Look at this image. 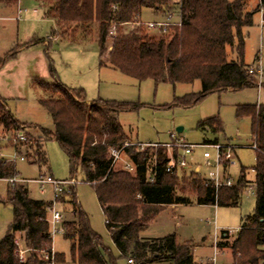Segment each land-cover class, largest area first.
Instances as JSON below:
<instances>
[{
	"label": "trees",
	"instance_id": "obj_1",
	"mask_svg": "<svg viewBox=\"0 0 264 264\" xmlns=\"http://www.w3.org/2000/svg\"><path fill=\"white\" fill-rule=\"evenodd\" d=\"M16 2L0 0L7 5ZM39 2L43 4L45 16L55 21L56 30L52 31V36L62 30L64 38L69 29H73L88 39L97 24L96 43L101 68L119 71L138 81L150 79L156 85H190L199 81L200 92L176 98V105L190 107L213 93L259 87L256 75L249 73L243 60L242 30L253 25L254 14L259 11L257 6L254 12L247 13L246 0ZM144 10L162 18L179 13L181 25L170 27L166 34L156 37L139 25ZM126 24L135 28L125 33L120 26ZM113 25H116V37L110 35ZM236 39L238 58L229 60L227 50L234 48ZM41 42L35 40L31 44ZM15 55L16 51H13L9 56L1 57L0 68ZM49 71L55 75L51 64ZM35 82L47 95L39 100V104L51 118L53 128L39 127L40 140L31 145H28L29 139L24 144L9 140L11 148L25 153L23 148L28 147L41 166L47 163L45 142L55 140L69 160L72 175L80 170L84 182L94 188L107 229L121 257L133 261V264H198L192 246L178 243L174 234L145 240L140 238V233L159 214L160 208L192 204V197L200 206L237 207L249 185L245 168L241 169L236 185L216 190L207 179L195 173H184L181 177L176 172L168 174L165 149L141 150L132 146L125 148V152L130 156L135 172L120 168L113 170L112 150L129 143L119 116L136 111L140 105L102 99L88 103L83 89H71L58 81L48 83L36 79ZM236 118L250 120L253 138L250 146L255 145L258 149L253 166L256 204L254 212L245 217L232 245L220 243L218 248H230L234 264H264V105L238 106ZM25 128L0 95V130L14 137L16 131L24 132ZM198 129L215 134L224 132L217 116L199 122ZM209 144L205 142L203 145ZM2 150L0 141V180L18 178L15 163L4 158ZM227 165L224 162L223 166ZM154 174L155 182L151 184L149 178ZM67 195L70 196L68 203L74 218L64 221L62 228L64 237L71 242L72 263L115 264L113 260L105 259L101 239L90 227L87 214L77 202L75 190L62 194L59 202ZM8 202L14 218L0 240V264H50L52 261L66 264L65 256L53 249L48 221L51 202L32 199L27 185L21 184H11ZM18 234L29 251L24 262L17 255L15 241Z\"/></svg>",
	"mask_w": 264,
	"mask_h": 264
},
{
	"label": "rangeland",
	"instance_id": "obj_2",
	"mask_svg": "<svg viewBox=\"0 0 264 264\" xmlns=\"http://www.w3.org/2000/svg\"><path fill=\"white\" fill-rule=\"evenodd\" d=\"M172 1L177 3L180 0ZM245 4L247 13L254 12L258 5L257 0H246ZM10 6V8L0 7V13H17L18 9L26 13H35L34 10L38 9V13H43L41 8L43 4L39 3V0H17L16 4ZM262 17L264 18V14H254L253 25L242 30L244 63L248 68L255 69L259 65L262 67L263 78L261 86L239 91L213 93L198 104L190 107L176 105L175 99L199 93L201 90L199 81L190 85H156L150 79L138 81L119 71L99 67V50L96 43L97 24L93 26L88 39L82 36L79 31L69 29L67 38L64 37L65 39L63 38L53 43V47L48 53V66L50 64L53 65L54 76L49 71V77L44 78V75H42L44 73L38 61L35 62L34 67L32 66L36 74L34 78L37 80H43L48 83L58 81L71 89H83L89 102L102 99L140 105L136 111L124 112L119 116V122L129 141L134 144H166L181 138L189 144L201 145L186 158L188 167L190 166L192 169L199 168L201 173L209 172L205 165L203 154L209 152L214 155L213 148L202 147L205 142L229 141L238 146L235 151L236 157L230 166L229 173L232 180L237 181L241 175V169L245 168V179L249 185L243 192L237 207L215 208L214 206H198L195 201L194 204L189 206H166L160 208L159 214L156 215L143 232L144 237L153 239L164 238L174 234L178 243H187L192 246L194 259L199 262L198 264H206L205 262L208 264L207 260L214 257L212 245L214 243L215 227L219 230L235 231V234L230 238V242H222L232 245L237 237L236 232L242 226L245 217L251 215L255 210L256 190L253 182L256 175L253 166L256 163V152L249 146L252 142L251 122L249 119L238 121L236 110L238 106L243 105H264V23ZM175 19H177V16ZM158 20L160 19L153 12L144 10L140 22L146 24ZM40 21L39 26H33L38 32H41L43 25L45 27L49 25L47 22ZM17 25H20L18 42L15 41L16 36L11 37L12 35L3 33L0 27V56L6 54L15 45H21L24 42L23 36L26 33V28H24L23 19L19 23L15 22L12 25L15 35L17 34ZM134 28L135 26L130 24L120 26V29L125 33H129ZM61 31L59 30L56 38H62ZM149 33L156 37L163 35L153 32ZM114 36L116 37V34ZM237 46L238 40L236 39L234 48H228L227 50L229 60H237ZM14 77L10 81L7 80V83H9L8 91L12 96L7 102L11 112L26 126L24 132L31 140L28 145H31V143L40 140L39 135H41V132L38 129L39 127L49 130L53 128L51 118L39 104V100L46 98L47 95L38 88L35 80L27 79L23 73ZM256 79L259 84V77L256 76ZM215 116L219 117L223 124V133L215 134L210 130L198 129L199 122ZM178 128H183V131L178 133ZM5 133L0 130V136L9 135V133ZM172 135L175 139H172ZM1 142L3 144V156L9 160H14L15 153L11 148L10 141ZM23 151L25 152L23 153L25 159L21 160L20 157L15 159L18 178L27 181L25 185H27L32 199L50 201L52 199L51 188L48 187L47 193L42 195L37 184L33 181L42 176H51L59 181H70L74 175L71 173L66 154L55 140L47 141L45 142L47 163L40 166L34 153L32 154L28 147L23 148ZM27 152H29L28 155L26 154ZM120 166L121 163H118L116 168ZM73 179L77 183L69 187L67 194H69L70 190H75L77 202L87 214L90 227L101 239L102 252L105 259L107 261L113 260L115 264H130L127 259L120 256L113 244L94 188L84 182L80 170ZM10 188L11 183L9 181L0 180V240L6 235L14 218L12 206L8 202ZM69 200V195L65 196V198L62 197L57 205L64 220L68 222L74 218L71 206L68 203ZM16 239L20 241L22 246L24 245L21 242V234H18ZM53 249L56 253L65 256L66 264H74L71 261V242L64 237L63 233L58 232L53 236ZM218 254L217 264H234L233 252L230 248L222 249ZM27 255L28 253H26V257Z\"/></svg>",
	"mask_w": 264,
	"mask_h": 264
},
{
	"label": "built area",
	"instance_id": "obj_3",
	"mask_svg": "<svg viewBox=\"0 0 264 264\" xmlns=\"http://www.w3.org/2000/svg\"><path fill=\"white\" fill-rule=\"evenodd\" d=\"M263 0H257L258 8L261 15L264 14V3ZM177 16V19L175 17ZM263 19V17H262ZM264 23V19L262 20ZM139 25L143 26L145 29H147L149 32L157 33V34H166L170 27L173 26H180V17L179 13H172L167 18H164L162 21H155V22H149V23H140ZM116 25H114L110 30V35L114 36L116 34ZM249 73L252 75H256L259 77V87L261 86V80L263 78V69L259 65L257 68H249ZM172 139H175V137L172 135ZM28 135L23 131H16V134L14 137L12 135H1L0 141H11L14 144H24L28 142ZM136 146L139 149L143 150L145 148H155V149H165L167 152V159L168 163L166 166V172L168 174L178 173L180 171H184L188 168V163L186 162L187 156L193 153V151L200 147L201 145H192L187 143L184 139H175L174 141L166 144H152V143H125L124 146L120 149H113L112 150V169H118L117 164L121 163L120 169H123L126 172L134 173L135 172V166L130 159V156L125 152V148ZM203 148H213L214 149V155H212L209 152H205L203 154L205 159V165L209 169V172L207 174V180L215 187L216 190H218L220 187H232L233 183L230 179L224 180V174H223V164L224 162H231V160L234 157V151L238 148L237 145H234L230 142L228 143H212L210 145H202ZM251 149H254L257 152V147L255 145L250 146ZM13 151L15 153L14 157L15 159L17 157H20L21 160L25 159V156L23 153L17 151L13 148ZM176 153V155H175ZM3 156V155H2ZM4 157V156H3ZM5 158V157H4ZM7 159V158H6ZM14 160H9L13 163H15ZM9 181L12 185L13 184H21L25 185L27 181L14 178L9 179ZM35 184H37L38 189L42 195L47 193V188L50 187L52 190V199L50 200L51 206L49 208V224H50V232L52 237L57 234L58 232L63 233L64 230L62 228V223L65 221L62 213L57 208V205L59 203V198L62 194L68 191L70 186L75 185L77 182L75 179H72L70 181H59L54 179L51 176L46 177H40L33 181ZM149 182L153 184L155 182V174L152 175L149 178ZM217 230V228H216ZM226 236L231 237L235 231L233 230H226ZM216 237V235H215ZM22 242V241H21ZM17 246V255L20 259V261L24 262L26 260V253H29V251L23 247L19 240L16 239L15 241ZM23 243V242H22ZM217 242H215V254L212 259L208 261V264H217ZM47 258V257H46ZM130 264H133V261H129ZM50 264H55L54 261H52Z\"/></svg>",
	"mask_w": 264,
	"mask_h": 264
},
{
	"label": "crops",
	"instance_id": "obj_4",
	"mask_svg": "<svg viewBox=\"0 0 264 264\" xmlns=\"http://www.w3.org/2000/svg\"><path fill=\"white\" fill-rule=\"evenodd\" d=\"M0 7L10 8L11 6L7 5L5 3H0ZM41 8L43 10V13H38V9L34 10L35 13H26L25 11L23 12L22 10H19V9H18L17 13H0V27L3 30V33L8 34V35H12L11 37L16 36L15 37L16 42H18V40H19L20 25H17V34L16 35L13 31L12 25L15 22L19 23V21L23 19V21L25 23L24 28H26V33L23 36L24 42L21 43V45H19V44L15 45V47L8 50L6 54H4L3 56H0V58L5 57V56H9L13 51H16V55L13 58H11L10 60H8L0 68V95L6 101H8V99H10V97H12L10 92L8 91V84L9 83H7V80L10 81L11 79L15 78L14 77L15 75H17V74L19 75L20 73H23L27 79L36 80V78H34L36 76V74L33 70L34 68L32 69V66L33 67L35 66L36 61H38V64L40 65L42 72L44 73V74H42V75H44L43 77L47 78L50 75L49 74V66H48L49 50L52 49L54 42H58L59 40L63 39V37L60 39L56 38V36L59 33L56 36H52V31L56 30L55 21L50 19V18H47L45 16L44 7H41ZM158 18L160 19L158 21L164 20V18H162V19H161V17H158ZM39 20H41L40 22H47V24H49L48 27H45V25H43L41 32H38L36 29H34L35 25L39 26ZM36 23H38V24H36ZM44 35H46V36H44ZM65 38H67V37H65ZM35 40L36 41L40 40L42 42L39 44H31V42L35 41ZM88 103H90V102L88 101ZM7 104H8V102H7ZM244 119H247V118H244ZM237 120L240 121L243 119H237ZM252 140H253V138H252ZM228 142L217 141L216 143H228ZM129 143H132V142L129 141ZM143 144H145V143H143ZM210 144H212V143H210ZM250 145H252V142ZM235 151H234V157L231 160V162L229 163L226 161L228 163V165L223 167V174H224L223 179L224 180L230 179L233 183V186L236 185L238 180L237 181L232 180L231 175L229 173V169L233 163V160L236 157ZM256 154H257V152H256ZM203 158H204V156H203ZM184 173H186L187 175H189L191 173H195V174L199 175L200 177H202L203 179H207V174H208V172L207 173H201V170L199 168L192 169L190 166L186 170L178 172L179 177H181ZM192 201H193L192 204H194L193 198H192ZM192 204H189V205H192ZM189 205H184V206H189ZM172 206H174V205H172ZM198 206H200V205H198ZM214 207L217 208L216 206H214ZM144 231H142L140 233L141 239H145V240L146 239H148V240L153 239V238L144 237L143 236ZM219 231H220V233H219ZM225 231L226 230H219V229L216 230V227L214 229V241H213L214 243L212 245V247L214 249V254L216 252V250L214 248L215 242H217L218 245L222 242H230V240H231L230 238L235 234L234 233L231 237H227ZM238 232H239V229L237 230L236 233L238 234ZM215 235H216V237H215ZM224 249H226V248H224ZM217 250L220 253L221 250L218 248V246H217ZM218 252H217V257L219 255ZM209 260H207V261H209ZM197 263H199V262H197ZM205 263L207 264V262H205Z\"/></svg>",
	"mask_w": 264,
	"mask_h": 264
},
{
	"label": "water",
	"instance_id": "obj_5",
	"mask_svg": "<svg viewBox=\"0 0 264 264\" xmlns=\"http://www.w3.org/2000/svg\"><path fill=\"white\" fill-rule=\"evenodd\" d=\"M182 131H183V128H178V129H177V132H178V133H181Z\"/></svg>",
	"mask_w": 264,
	"mask_h": 264
}]
</instances>
